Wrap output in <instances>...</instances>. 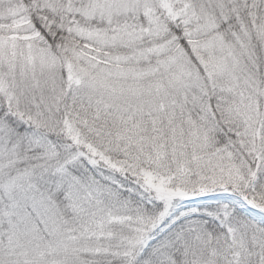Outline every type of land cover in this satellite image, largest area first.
Returning <instances> with one entry per match:
<instances>
[{"label":"snow or ice","instance_id":"obj_1","mask_svg":"<svg viewBox=\"0 0 264 264\" xmlns=\"http://www.w3.org/2000/svg\"><path fill=\"white\" fill-rule=\"evenodd\" d=\"M0 264H264V0H0Z\"/></svg>","mask_w":264,"mask_h":264}]
</instances>
